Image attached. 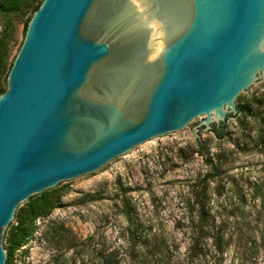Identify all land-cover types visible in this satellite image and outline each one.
<instances>
[{
	"label": "water",
	"instance_id": "water-1",
	"mask_svg": "<svg viewBox=\"0 0 264 264\" xmlns=\"http://www.w3.org/2000/svg\"><path fill=\"white\" fill-rule=\"evenodd\" d=\"M263 76L264 0H43L0 95V264L38 194L219 127Z\"/></svg>",
	"mask_w": 264,
	"mask_h": 264
},
{
	"label": "rangeland",
	"instance_id": "rangeland-1",
	"mask_svg": "<svg viewBox=\"0 0 264 264\" xmlns=\"http://www.w3.org/2000/svg\"><path fill=\"white\" fill-rule=\"evenodd\" d=\"M29 13L12 22L8 62L24 40ZM159 51L158 44L152 56ZM261 102L264 76L235 112H227L223 139L202 119L185 135L135 149L94 179L64 184L54 195L56 208L35 221L13 264H263L255 224L256 213L264 212ZM242 106L250 112L238 111ZM208 161L219 167L208 191L221 239L214 244L203 236L192 249L190 195L209 175ZM17 224L5 230V247Z\"/></svg>",
	"mask_w": 264,
	"mask_h": 264
},
{
	"label": "trees",
	"instance_id": "trees-1",
	"mask_svg": "<svg viewBox=\"0 0 264 264\" xmlns=\"http://www.w3.org/2000/svg\"><path fill=\"white\" fill-rule=\"evenodd\" d=\"M43 0H0V21L2 23V30L0 32V95L6 91V78L12 62H8L10 54V37L12 32V22L19 16H24L25 13L30 10V15L24 22V33L27 28V24L30 21L33 13L38 10ZM264 102H261V105ZM240 112H250L249 106H242L238 109ZM228 117H232L229 115ZM225 125L221 124L219 127L213 125L212 133L218 140L224 137ZM199 150H203L201 143H198ZM200 152V151H198ZM210 165V173L202 181V186L199 188L193 187L190 195V211L187 220L189 221L192 232V249H196L199 240L210 238L216 244L217 239H221L218 234V229L215 230L213 223L214 216L212 210L209 207L210 193L208 191V184L210 180L216 178L219 172V167L214 164L213 161H208ZM55 190H46L41 194H38L36 198L30 200L25 210H22L17 214L18 224L15 228L11 229L8 236V245L4 249L6 250L5 264H13V255L20 250L22 245L28 244V241L32 238V232L35 228V221L45 218L54 208H56L57 201L55 200ZM264 199V194H259ZM258 217L255 220L257 228V246L261 251L263 264H264V212H257ZM147 246L146 244H142Z\"/></svg>",
	"mask_w": 264,
	"mask_h": 264
}]
</instances>
